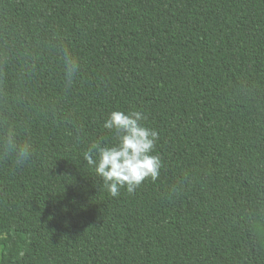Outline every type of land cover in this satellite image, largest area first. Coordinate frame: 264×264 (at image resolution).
I'll list each match as a JSON object with an SVG mask.
<instances>
[{
    "label": "trees",
    "instance_id": "1",
    "mask_svg": "<svg viewBox=\"0 0 264 264\" xmlns=\"http://www.w3.org/2000/svg\"><path fill=\"white\" fill-rule=\"evenodd\" d=\"M114 111L160 162L115 197ZM0 264H264V0H0Z\"/></svg>",
    "mask_w": 264,
    "mask_h": 264
},
{
    "label": "clouds",
    "instance_id": "2",
    "mask_svg": "<svg viewBox=\"0 0 264 264\" xmlns=\"http://www.w3.org/2000/svg\"><path fill=\"white\" fill-rule=\"evenodd\" d=\"M142 118L140 112L131 114L112 112L104 127L115 128L124 133L120 145L101 148L98 162L93 160L90 154H86L89 164L95 165L96 173L103 177L113 197L118 196L120 188L125 185L128 193H134L146 178L151 177L155 180L159 175V158L149 155L154 148L157 133L143 127L139 123ZM26 154L27 146L21 147L20 155Z\"/></svg>",
    "mask_w": 264,
    "mask_h": 264
}]
</instances>
